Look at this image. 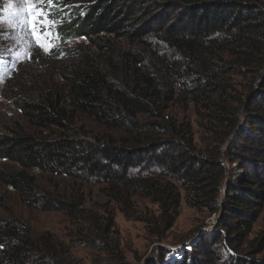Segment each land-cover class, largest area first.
I'll list each match as a JSON object with an SVG mask.
<instances>
[{
    "label": "trees",
    "instance_id": "1",
    "mask_svg": "<svg viewBox=\"0 0 264 264\" xmlns=\"http://www.w3.org/2000/svg\"><path fill=\"white\" fill-rule=\"evenodd\" d=\"M54 8L59 41L84 39L102 56L84 54L62 74L61 91L15 104L23 123L0 133V160L18 169L0 171V184L26 207L72 219L82 217L81 204L39 194L29 171L132 184L157 205L162 233L173 227L183 192L189 207L220 212L223 246L232 252L222 256L199 242L190 259L186 252L172 261L160 255L157 264H250L237 249L264 208V0H55ZM230 76L259 79L244 103L224 84ZM169 103L201 105L225 133L210 128L212 140L197 149L191 125L167 114ZM76 114L131 140H49L35 133L64 128ZM92 225L103 249L117 251L106 228ZM63 255L51 234L35 236L14 218L0 221V264H66Z\"/></svg>",
    "mask_w": 264,
    "mask_h": 264
},
{
    "label": "rangeland",
    "instance_id": "2",
    "mask_svg": "<svg viewBox=\"0 0 264 264\" xmlns=\"http://www.w3.org/2000/svg\"><path fill=\"white\" fill-rule=\"evenodd\" d=\"M27 8L23 0H0V133L3 134L14 121L23 123L15 105L17 102L35 100L49 89L61 91L62 74H70L84 54L94 59L102 56L100 51L84 39L66 43L54 40L51 54H45L34 42L29 23H21L20 17L15 15L21 12L26 20L30 19L25 11ZM46 10L54 20V6ZM54 21L53 36L57 26V21ZM258 81V78L254 81L250 76H230L226 77L224 84L232 95L244 103L249 90L253 86L256 88ZM200 106L169 103L167 114L178 122L191 125L194 144L202 150L204 143L213 138L210 128L215 126L219 134L225 133L226 129L216 127L205 115L209 112ZM233 106L241 108L239 103ZM243 109H240V118ZM35 133L49 140L59 136L101 143L121 142L123 138L131 140L123 132L105 129L83 114H76L64 128L52 127ZM222 160L227 172L228 163L223 157ZM17 169L15 164L0 160V171ZM29 172L35 178L39 194L49 195L71 205L81 204L80 208L85 212L82 217L72 219L58 211L29 208L20 202L15 191L0 184V221L14 218L27 225L35 236L51 234L68 252V255H63L64 259L67 258L66 264H157L160 255H164V261H172L183 252L190 259L191 252L195 250L193 247L199 242H207L209 246L212 244V251L219 248L222 256L232 252L231 248L223 246L225 230L219 226L220 212L210 213L189 207L183 192L173 227L162 233L155 226L157 205L136 193L132 184H103L39 171ZM234 220L231 218L228 223ZM111 222L113 227L109 229ZM94 223L101 229L106 228L108 238L114 248L117 246V251L103 249L99 238L101 233L93 232ZM263 236L264 208L237 253L250 264H264V243L259 244Z\"/></svg>",
    "mask_w": 264,
    "mask_h": 264
},
{
    "label": "snow or ice",
    "instance_id": "3",
    "mask_svg": "<svg viewBox=\"0 0 264 264\" xmlns=\"http://www.w3.org/2000/svg\"><path fill=\"white\" fill-rule=\"evenodd\" d=\"M28 5L27 19L21 12L15 13L20 17L21 23H29L34 42L42 49L45 54H51L54 47V40H59V35L53 36L52 29L55 27V21L51 19L50 13L46 10L55 4V0H23Z\"/></svg>",
    "mask_w": 264,
    "mask_h": 264
}]
</instances>
